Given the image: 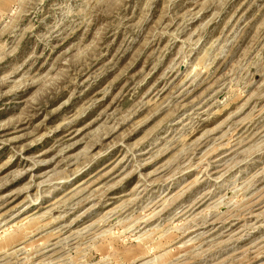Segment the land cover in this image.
<instances>
[{"label":"rangeland","instance_id":"374dc122","mask_svg":"<svg viewBox=\"0 0 264 264\" xmlns=\"http://www.w3.org/2000/svg\"><path fill=\"white\" fill-rule=\"evenodd\" d=\"M0 264H264V0H0Z\"/></svg>","mask_w":264,"mask_h":264},{"label":"bare ground","instance_id":"6f19581e","mask_svg":"<svg viewBox=\"0 0 264 264\" xmlns=\"http://www.w3.org/2000/svg\"><path fill=\"white\" fill-rule=\"evenodd\" d=\"M223 167V166H222ZM231 167V166H230ZM187 190V189H186ZM72 196V195H71ZM246 208V207H245ZM181 216V215H180ZM253 218V217H252ZM258 254V253H257Z\"/></svg>","mask_w":264,"mask_h":264}]
</instances>
